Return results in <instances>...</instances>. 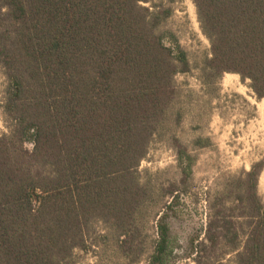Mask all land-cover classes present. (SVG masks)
<instances>
[{
    "label": "trees",
    "instance_id": "obj_1",
    "mask_svg": "<svg viewBox=\"0 0 264 264\" xmlns=\"http://www.w3.org/2000/svg\"><path fill=\"white\" fill-rule=\"evenodd\" d=\"M177 2L0 0V264H75L100 221L132 233L151 198L141 162L176 105L178 75L192 69L165 26ZM193 2L210 43L205 73L239 74L263 99L264 0ZM176 148L191 174L193 153ZM263 170L264 157L214 195L197 264H264ZM157 227L149 264H166L164 215Z\"/></svg>",
    "mask_w": 264,
    "mask_h": 264
},
{
    "label": "rangeland",
    "instance_id": "obj_2",
    "mask_svg": "<svg viewBox=\"0 0 264 264\" xmlns=\"http://www.w3.org/2000/svg\"><path fill=\"white\" fill-rule=\"evenodd\" d=\"M175 7L165 26L178 34L192 69L178 75L176 105L139 168L142 179L149 183L150 202L137 211L136 224L127 236L105 221L96 222L87 235L88 249L76 251L75 264H149L162 215L171 237L165 263L197 264L198 242L205 236L210 215H216L210 210L214 195L231 176L249 170L264 157V99L239 74L225 73L217 79L205 73L210 43L201 30L196 6L193 0H178ZM5 82L0 66V102ZM7 131L0 109V134ZM198 137L206 139L202 146L195 143ZM177 145H186L195 157L191 174L178 166ZM258 187L264 200V170ZM247 232L244 222L239 233ZM233 257L229 253L224 258Z\"/></svg>",
    "mask_w": 264,
    "mask_h": 264
},
{
    "label": "bare ground",
    "instance_id": "obj_3",
    "mask_svg": "<svg viewBox=\"0 0 264 264\" xmlns=\"http://www.w3.org/2000/svg\"><path fill=\"white\" fill-rule=\"evenodd\" d=\"M264 99V98H263Z\"/></svg>",
    "mask_w": 264,
    "mask_h": 264
}]
</instances>
